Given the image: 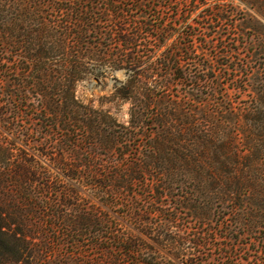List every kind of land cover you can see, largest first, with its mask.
I'll list each match as a JSON object with an SVG mask.
<instances>
[{
  "label": "trees",
  "instance_id": "obj_1",
  "mask_svg": "<svg viewBox=\"0 0 264 264\" xmlns=\"http://www.w3.org/2000/svg\"><path fill=\"white\" fill-rule=\"evenodd\" d=\"M205 5L210 11L203 18L207 16L212 22L228 18L218 3L208 4L206 0H0V45L15 57L11 70H0V74L10 72L13 76L8 77V87L0 88V264H31V250L52 249L59 244L58 238L48 240V235L41 242L34 240L43 229L46 215L40 205L54 206L60 198L71 196L59 189L60 179L38 160L22 155L3 132L37 146L41 156L70 180L108 202H117L123 196L137 197L135 183L146 180L144 173L156 175L150 184H144L154 194L150 206L129 203L124 205L123 214L153 235L175 258L189 264H202L207 259L197 249L210 245L217 229L228 226L217 220L212 229H207L210 231L189 239L180 232L177 207L168 209L162 201L171 197L175 205L187 206L207 228L204 214L214 203L209 194L201 196L202 192L190 193L183 187L182 195L172 192L179 184L176 174L183 169L201 182L204 179L206 183L209 177L195 168L205 153L199 145L192 147L187 142V136L195 134L191 127L194 108L211 96L204 90L215 92L219 85L207 76L213 66L199 58V33L190 23ZM212 25L210 30L217 34L218 25ZM116 70L128 74L112 92L113 97L129 103V124L122 130L113 125L111 114L101 116L76 95L80 81L105 78ZM30 93L37 104L29 102ZM32 118L34 126L27 124ZM59 120L75 121L72 149L61 153L49 149L41 139L45 129H55ZM118 136L150 139L143 164L140 157L129 160L126 151L119 156L98 151L117 144ZM136 145L140 147V143ZM234 177L225 171L220 176L226 182L216 193L222 205L227 200L235 203L228 215L219 213L220 217L235 219L238 215L236 198L244 187L234 185ZM252 190L258 192L256 187ZM259 205L264 209V203ZM242 222L247 227L257 225L255 217ZM75 223L104 227V221L93 213L79 215ZM108 230L104 239L91 234L89 244L102 253L105 261L165 264L155 255L144 256L146 248L138 239L112 227ZM104 241L109 245L103 248ZM81 245V240L75 239V247ZM83 256H76L77 264H84Z\"/></svg>",
  "mask_w": 264,
  "mask_h": 264
},
{
  "label": "rangeland",
  "instance_id": "obj_2",
  "mask_svg": "<svg viewBox=\"0 0 264 264\" xmlns=\"http://www.w3.org/2000/svg\"><path fill=\"white\" fill-rule=\"evenodd\" d=\"M206 1L208 4L218 3L217 7L229 15L223 21L212 22L207 16L203 18L210 11L205 5L204 10L198 15L194 14L190 22L199 33L196 37L199 58L213 66V69H208L207 76L219 83L215 92L204 90L205 93H211V96L206 103L194 108L196 116L194 123L192 122L194 126L191 127L195 134L187 136L188 144L192 147L199 145L205 153L202 161L194 167L201 169L203 174L209 177L206 183L204 179L201 182L190 177L188 170L183 169L176 174L181 186L176 184L172 192L182 195L183 187L184 191L190 193L194 190L197 194L202 192L201 196L209 194L208 197H211L214 203L211 211L204 214L207 228L202 227V223L187 206L175 205L171 197L162 201L168 209L177 207L180 232L189 239L195 234L210 231L207 229H212L217 220H222L228 226L227 229H217L216 234L210 237V245L197 249L198 253L206 255L204 257L207 259L202 264H264V209L259 205L264 203V0ZM212 23L219 27L217 34L210 30ZM13 59L15 57L11 51H6L0 45V70L12 68ZM127 75L124 70L111 71L105 78L85 79L76 86L77 97L91 104L101 116L111 114V119L116 120L115 124L112 120L111 122L117 130H122L123 125L129 124V103L113 97L112 92ZM8 77H13L10 72L0 74V88L8 87ZM177 91L175 88L174 92ZM29 97L30 103L34 101L37 104L33 93H30ZM29 123L34 126L35 118L28 120L27 124ZM49 129L46 128L41 135L49 149L57 153H61L63 149H72L70 142L75 141V121L65 123L59 120L55 129ZM0 131H3L1 127ZM3 136L22 155L38 160L51 175L60 179L59 189L71 194L70 197L60 198V202L54 206L40 205L41 210L45 209L46 215L43 229L36 233L34 240L41 242L43 237L48 235V240L58 238L59 244L52 249H45L40 245V249L38 247L31 250L28 254L31 264H77L76 256L83 255H86L82 257L84 264H111L101 258V252L89 247L91 234L104 239L109 235L106 231L110 230V227L138 239L146 248L144 256L155 255L165 264H189L175 258L168 249L155 241L153 235L137 227L131 218L123 214L124 205L133 203L141 207L153 200V192H149L144 184H150L156 175L144 173L146 182L143 180L135 183L134 190L138 193V198L123 196L117 202H108L92 195L91 190L77 185L75 180H70L61 169L52 165L48 158L41 156L37 146L7 132H3ZM117 140V144L100 147L98 151H111L115 156H119L121 151H126L129 160L140 157L141 164L144 163L150 145L148 137L139 136L134 139L130 136H118ZM137 143H140V147ZM223 171L235 176L232 179L234 185L244 187V191L236 198L237 221L229 216H219V213L228 215L230 208L235 204L227 200V204L222 205V200L216 194L221 187L226 186L225 180L220 178ZM229 182L231 183V180ZM254 187L258 192L252 190ZM76 193L79 196L75 197ZM89 213L103 220L104 227H81L75 223L79 215ZM249 217H255L257 225L247 227L242 222ZM75 239L81 240L80 248L75 247ZM108 245L109 243L104 241L102 247ZM88 257L95 260L86 261L85 258ZM97 257L99 258L96 259Z\"/></svg>",
  "mask_w": 264,
  "mask_h": 264
}]
</instances>
